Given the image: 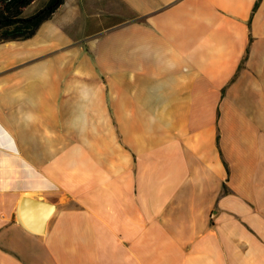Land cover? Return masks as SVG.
Returning a JSON list of instances; mask_svg holds the SVG:
<instances>
[{
  "label": "crops",
  "instance_id": "obj_1",
  "mask_svg": "<svg viewBox=\"0 0 264 264\" xmlns=\"http://www.w3.org/2000/svg\"><path fill=\"white\" fill-rule=\"evenodd\" d=\"M0 264H264V0H63L0 43Z\"/></svg>",
  "mask_w": 264,
  "mask_h": 264
},
{
  "label": "trees",
  "instance_id": "obj_2",
  "mask_svg": "<svg viewBox=\"0 0 264 264\" xmlns=\"http://www.w3.org/2000/svg\"><path fill=\"white\" fill-rule=\"evenodd\" d=\"M37 0H0V43L32 37L39 26L48 20L63 0H52L46 7L24 17L27 7Z\"/></svg>",
  "mask_w": 264,
  "mask_h": 264
},
{
  "label": "water",
  "instance_id": "obj_3",
  "mask_svg": "<svg viewBox=\"0 0 264 264\" xmlns=\"http://www.w3.org/2000/svg\"><path fill=\"white\" fill-rule=\"evenodd\" d=\"M28 198L30 199V197H26L23 200L21 214H22V218H23L24 222L26 223V225H28V227L34 229V228H36L34 225L37 222H40L42 224L47 220L48 213H45V215L43 216V213L40 212L39 209H37L34 205L26 202V200ZM33 201L39 203L42 207H44V205L48 206L46 203H42L41 201H38L35 199H33Z\"/></svg>",
  "mask_w": 264,
  "mask_h": 264
},
{
  "label": "rangeland",
  "instance_id": "obj_4",
  "mask_svg": "<svg viewBox=\"0 0 264 264\" xmlns=\"http://www.w3.org/2000/svg\"><path fill=\"white\" fill-rule=\"evenodd\" d=\"M49 0H38L37 2H34L32 5H30L29 7H27L26 11L24 12V17H26V15L32 13L33 11H37L40 7H43L44 4H47Z\"/></svg>",
  "mask_w": 264,
  "mask_h": 264
}]
</instances>
